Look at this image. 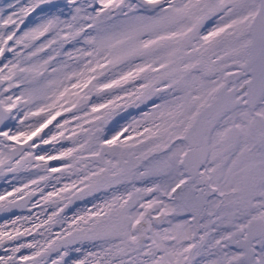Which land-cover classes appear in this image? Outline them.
<instances>
[{
    "label": "snow or ice",
    "instance_id": "1",
    "mask_svg": "<svg viewBox=\"0 0 264 264\" xmlns=\"http://www.w3.org/2000/svg\"><path fill=\"white\" fill-rule=\"evenodd\" d=\"M0 181V264H264V0H0Z\"/></svg>",
    "mask_w": 264,
    "mask_h": 264
},
{
    "label": "flooded vegetation",
    "instance_id": "2",
    "mask_svg": "<svg viewBox=\"0 0 264 264\" xmlns=\"http://www.w3.org/2000/svg\"><path fill=\"white\" fill-rule=\"evenodd\" d=\"M53 163H55V162H53ZM4 185H3V182L2 181H0V188H2Z\"/></svg>",
    "mask_w": 264,
    "mask_h": 264
},
{
    "label": "rangeland",
    "instance_id": "3",
    "mask_svg": "<svg viewBox=\"0 0 264 264\" xmlns=\"http://www.w3.org/2000/svg\"><path fill=\"white\" fill-rule=\"evenodd\" d=\"M45 131H47V130H45Z\"/></svg>",
    "mask_w": 264,
    "mask_h": 264
}]
</instances>
